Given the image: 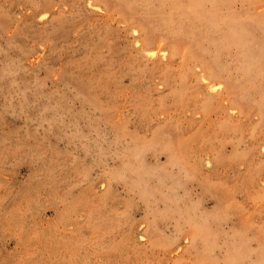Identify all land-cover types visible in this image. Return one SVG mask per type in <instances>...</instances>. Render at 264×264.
Here are the masks:
<instances>
[{"label": "rangeland", "instance_id": "rangeland-1", "mask_svg": "<svg viewBox=\"0 0 264 264\" xmlns=\"http://www.w3.org/2000/svg\"><path fill=\"white\" fill-rule=\"evenodd\" d=\"M0 264H264V0H0Z\"/></svg>", "mask_w": 264, "mask_h": 264}]
</instances>
